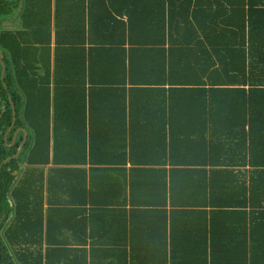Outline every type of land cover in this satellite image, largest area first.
Segmentation results:
<instances>
[{"label":"trees","instance_id":"obj_1","mask_svg":"<svg viewBox=\"0 0 264 264\" xmlns=\"http://www.w3.org/2000/svg\"><path fill=\"white\" fill-rule=\"evenodd\" d=\"M0 51V264H264V0H0Z\"/></svg>","mask_w":264,"mask_h":264},{"label":"water","instance_id":"obj_2","mask_svg":"<svg viewBox=\"0 0 264 264\" xmlns=\"http://www.w3.org/2000/svg\"><path fill=\"white\" fill-rule=\"evenodd\" d=\"M0 65L2 66L1 78L3 80L4 79V74H5V71H6V67H5V64L2 61V52L1 51H0ZM12 108H13V123H12V126L9 128V130L7 131V133L5 135V141H6V138H7L8 134L12 131V129H13L14 125H15V122H16V112H15V107H14V104L13 103H12ZM19 132H23L24 133L23 141L20 144L17 153L14 156L6 159L3 164H6V163H8L11 160L17 159L20 156V154H21V152H22V150L24 148V145H25V143L27 141V137H28V134H27V132L25 130H17L15 132V134H14L12 144L11 145H8V147L11 148L14 145V143L16 141V138H17V135H18ZM0 168H1V166H0ZM14 175L16 176L17 173H15ZM6 218H7V216L5 215L4 219H6Z\"/></svg>","mask_w":264,"mask_h":264},{"label":"rangeland","instance_id":"obj_3","mask_svg":"<svg viewBox=\"0 0 264 264\" xmlns=\"http://www.w3.org/2000/svg\"><path fill=\"white\" fill-rule=\"evenodd\" d=\"M4 26H6V27H11V28L14 27V25H12V24H5Z\"/></svg>","mask_w":264,"mask_h":264},{"label":"flooded vegetation","instance_id":"obj_4","mask_svg":"<svg viewBox=\"0 0 264 264\" xmlns=\"http://www.w3.org/2000/svg\"><path fill=\"white\" fill-rule=\"evenodd\" d=\"M1 73H2V71H1ZM4 75H5V74H4ZM1 80H2V78H1ZM3 80H4V79H3ZM6 219H7V218H6ZM6 219L3 218V220H6Z\"/></svg>","mask_w":264,"mask_h":264},{"label":"crops","instance_id":"obj_5","mask_svg":"<svg viewBox=\"0 0 264 264\" xmlns=\"http://www.w3.org/2000/svg\"><path fill=\"white\" fill-rule=\"evenodd\" d=\"M81 232V230H78V233H80Z\"/></svg>","mask_w":264,"mask_h":264}]
</instances>
